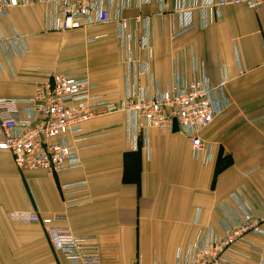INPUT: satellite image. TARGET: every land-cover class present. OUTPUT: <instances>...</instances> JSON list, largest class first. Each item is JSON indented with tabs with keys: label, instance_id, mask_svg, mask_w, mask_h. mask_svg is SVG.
<instances>
[{
	"label": "crops",
	"instance_id": "crops-1",
	"mask_svg": "<svg viewBox=\"0 0 264 264\" xmlns=\"http://www.w3.org/2000/svg\"><path fill=\"white\" fill-rule=\"evenodd\" d=\"M175 2L150 0L124 15L151 18L149 69L160 89L177 75L196 76L190 54L184 55L190 43L211 83L226 81L229 106L202 132L212 144L213 161L193 158L191 140L177 125L173 131L150 127L147 146L141 137L135 148L123 112L87 122L77 142L81 166L56 175L21 170L9 151L0 150V264H73L41 221L21 223L11 218L14 211L66 214L73 232L96 239L99 264H177L179 254L185 255L197 239L213 230L223 235L226 213L237 212L232 194L238 189L264 211V7L226 5L203 28L194 10L197 28L172 39L179 22ZM0 34V97H30L55 72L87 77L104 96L123 99L126 66L115 24L51 32L45 5L37 2L1 17ZM73 39L85 51L76 57L78 65L64 67L58 55ZM84 181L87 193H64L62 185ZM68 199L77 204L67 207ZM250 237L264 246V235ZM258 259L251 254L236 261L257 264Z\"/></svg>",
	"mask_w": 264,
	"mask_h": 264
},
{
	"label": "built area",
	"instance_id": "built-area-1",
	"mask_svg": "<svg viewBox=\"0 0 264 264\" xmlns=\"http://www.w3.org/2000/svg\"><path fill=\"white\" fill-rule=\"evenodd\" d=\"M149 1L0 0V18L12 8L43 3L45 26L51 32L115 24L120 57L126 66L125 95L120 101L98 92V85L87 77L55 72L38 83L30 97H0V150L9 151L19 169L44 170L56 175L81 166L77 142L83 139L85 124L120 112L127 115L128 138L135 148L141 137L147 146L146 132L150 127L173 131L177 125L178 131L191 140L192 157L203 164L213 161L212 144L202 137V132L224 115L229 106L224 93L226 81L218 85L211 83L204 63L198 62L194 54L195 44L190 43L184 55L190 54L196 76L186 80L177 75L166 88L158 87L149 69L153 58L151 18L141 14L124 15L126 10L140 8ZM231 4L258 9L264 7V0H218L215 3L176 0L179 22L172 30V39L197 28L194 10L199 11L203 28L221 16L222 7ZM144 78L148 79L147 83ZM62 188L66 195L77 189L88 191L85 181L62 185ZM232 197L237 212L234 216L226 213L223 235L213 230L204 239H197L185 255L179 254L177 264H240L236 261L238 256L251 254L258 255L257 264H264V246L250 237L251 234L264 235V211L255 206L242 189L233 192ZM75 204L74 199H68L67 207ZM11 218L21 223L41 221L55 247L73 264H99L96 239L73 232L66 225V214L41 216L39 212L14 211Z\"/></svg>",
	"mask_w": 264,
	"mask_h": 264
},
{
	"label": "rangeland",
	"instance_id": "rangeland-1",
	"mask_svg": "<svg viewBox=\"0 0 264 264\" xmlns=\"http://www.w3.org/2000/svg\"><path fill=\"white\" fill-rule=\"evenodd\" d=\"M69 49L67 51H63L60 55H58V59L61 57V63L64 67H73L78 65L81 62V59L77 56L81 55L85 50L81 46V42L79 40L73 39L68 43Z\"/></svg>",
	"mask_w": 264,
	"mask_h": 264
}]
</instances>
